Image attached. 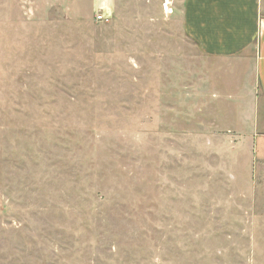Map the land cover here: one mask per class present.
Returning a JSON list of instances; mask_svg holds the SVG:
<instances>
[{
	"label": "rangeland",
	"instance_id": "374dc122",
	"mask_svg": "<svg viewBox=\"0 0 264 264\" xmlns=\"http://www.w3.org/2000/svg\"><path fill=\"white\" fill-rule=\"evenodd\" d=\"M112 1L0 0V264H264L255 53Z\"/></svg>",
	"mask_w": 264,
	"mask_h": 264
},
{
	"label": "crops",
	"instance_id": "0c3cea01",
	"mask_svg": "<svg viewBox=\"0 0 264 264\" xmlns=\"http://www.w3.org/2000/svg\"><path fill=\"white\" fill-rule=\"evenodd\" d=\"M112 0H96L109 17ZM182 29L208 57L233 60L255 53L256 85L264 99V0H182Z\"/></svg>",
	"mask_w": 264,
	"mask_h": 264
},
{
	"label": "built area",
	"instance_id": "2783aa9c",
	"mask_svg": "<svg viewBox=\"0 0 264 264\" xmlns=\"http://www.w3.org/2000/svg\"><path fill=\"white\" fill-rule=\"evenodd\" d=\"M96 20L97 21H104V20H106V18H105V16H103V14H97L96 15Z\"/></svg>",
	"mask_w": 264,
	"mask_h": 264
}]
</instances>
